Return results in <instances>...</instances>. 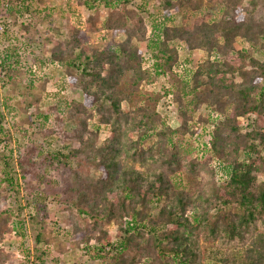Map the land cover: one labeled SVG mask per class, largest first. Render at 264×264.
I'll use <instances>...</instances> for the list:
<instances>
[{
    "label": "trees",
    "instance_id": "trees-1",
    "mask_svg": "<svg viewBox=\"0 0 264 264\" xmlns=\"http://www.w3.org/2000/svg\"><path fill=\"white\" fill-rule=\"evenodd\" d=\"M131 1L63 0L62 11L75 24L65 18L54 24L52 12L18 23L53 10L47 0H0L2 17L12 19L7 26L18 24L11 31L20 36L8 37L7 28L1 33V85L12 84L26 98L17 104L29 116L28 128L13 124L16 143L2 98L0 243L13 221L21 236L28 221L41 243L43 231L58 227L59 220H46L57 207L70 230L66 237L84 244L93 264H264V179L257 181L264 177V0H140L135 11L126 8ZM151 2L162 14L152 26L156 38L145 45L154 63L149 72L135 42H145L142 12L150 14ZM78 8L88 12L83 21ZM100 8L107 11L102 20L94 16ZM173 11L182 14L179 26ZM93 30L125 38L94 46L86 37ZM32 33L44 35L41 64L43 56L58 63L69 89L57 105L44 106L31 80L24 92L11 83L23 58L20 39L39 47ZM237 39L245 45L237 48ZM179 44L204 53L188 80L172 77L175 88L162 94L175 104L179 125L163 120L158 97L123 109L142 81L172 72ZM45 82L43 75L41 88ZM201 107L212 119L198 114ZM199 122L210 128V144L190 159L181 137L193 135ZM218 173L225 176L221 183ZM24 211L34 214L25 220ZM36 245L31 264H44L47 250ZM8 258L0 252V264Z\"/></svg>",
    "mask_w": 264,
    "mask_h": 264
},
{
    "label": "rangeland",
    "instance_id": "rangeland-1",
    "mask_svg": "<svg viewBox=\"0 0 264 264\" xmlns=\"http://www.w3.org/2000/svg\"><path fill=\"white\" fill-rule=\"evenodd\" d=\"M63 0H47V4L50 5V7L54 8L53 10L47 9V11H41L40 13L36 12L34 14V17L31 18L29 15H24L22 17H19V22H25V21H31L34 22L39 20L44 16L46 12L53 14V23L55 24L56 21L59 23L60 20H63L64 18L69 20L71 24H75V19L73 15L71 16L68 12H63L62 9H64V3ZM140 0H132L131 3L126 7L128 10H137L139 6ZM152 2L148 5V9L150 11V14L147 15L146 10L142 12L143 22L144 26L146 28L147 34L145 42H135V44L140 48L141 50V56L143 58V65L142 68L152 72L153 69V59H152V52L151 50L145 48L148 44L147 41H150L151 38H156V32L153 31L152 26L158 25L161 19L162 13H156V11L152 8ZM42 8L41 5H32V9L35 7ZM6 7V6H5ZM42 10V9H41ZM80 15L83 19H85L88 16V12L79 9ZM3 11V10H2ZM1 11V12H2ZM5 10L3 11V13ZM160 12V11H159ZM3 13H0V41H3V36H1V33L7 28L10 31L7 34L8 37L12 38H20L19 34L15 33L17 27H10L12 25V19L5 20L2 16ZM174 20V24L179 26L182 22V14L177 12H171ZM95 17H98L100 20L106 18L107 11L105 9L100 8L99 11H97L94 15ZM56 23V24H58ZM10 25V26H7ZM39 28V26H38ZM41 32L43 33L45 31L44 24L40 23ZM96 29V27H95ZM33 34L31 38H35L37 40V45L39 47L35 48L33 46H30L25 41L21 40L19 41L17 45V49L20 52L21 61L19 65L13 68L17 69V73L12 76L11 83L15 82L18 87V91L24 92L26 87L25 85L28 84L30 80L33 84V89L35 90L34 94L41 95L43 105H57L58 102H64V100L67 99L69 89L66 85L64 75L62 71L60 70L58 63H53L47 56H43L44 63L41 64L38 55L39 52H43L42 50L46 48L45 45H40L41 43L39 41H43L44 35L43 34ZM87 40L90 45L94 46H103L107 43H115V42H121L125 38V35L123 33H117L112 34L110 31H90L86 33ZM2 39V40H1ZM5 43V42H4ZM40 43V44H38ZM3 43L0 42V48ZM242 45H245L243 41L240 39H237L236 41V47L240 48ZM3 46V45H2ZM175 46V42H174ZM13 46L11 45L8 47L9 49H12ZM48 48L49 45H48ZM179 51L178 53V60L174 67L172 68L171 73H165L158 78H154L148 81H142L141 84L138 86L137 90H135L132 95H130L131 99L130 102L125 104L123 103L122 108H131L134 106L140 105L142 102H144L147 98H155L158 97L159 101L157 102V110L163 117V120L171 127L176 128L180 123V118L176 112L175 104L172 102L170 95L163 96L162 94L164 91H171L173 88H175V81H173L174 77L175 79H184L188 80L190 72H192L200 63V59L204 57V53L201 50H188L184 45H180L177 48ZM253 55V54H251ZM254 57L260 61H262V57L260 55H254ZM183 67L180 69V71L183 72V74L178 75V73H175V71L179 67ZM250 67H247V70H249ZM45 75L46 82L44 84V87L41 88V81L42 76ZM185 76V77H183ZM238 82V79L236 80ZM10 95V97L16 98V101L9 100L5 101V95ZM161 95V96H160ZM3 101L5 103V116L7 118V123L5 125L7 128L11 130V135L13 140H16V143L18 140H20V137H17L15 134V127L14 126H20L22 125L24 128H28V125H23V119H29V116L24 114L21 111V106L17 104V101L22 100L26 101L22 95L18 93L13 92V86L12 84L8 86H2L1 80H0V103ZM20 106V107H19ZM32 110V109H31ZM31 110L29 112H31ZM200 112L198 114H201L204 118H208L209 120L212 119L209 115V109H206V107H201L199 110ZM34 120V119H33ZM243 121V120H242ZM241 121V122H242ZM35 122V121H34ZM194 123L196 121V117L193 121ZM243 123V122H242ZM194 133L193 135L186 134L185 136L181 137V145L184 149H188V154L190 159L196 158L198 153L201 155L203 152L204 147L209 146L210 144V128L207 126L205 127V124L199 122L196 123L194 127ZM106 131L103 130L99 136V141L105 139ZM1 148V147H0ZM191 148V149H189ZM197 149V150H196ZM1 151V149H0ZM9 153V151H5V154ZM262 155H264V151L261 152ZM212 162L211 165L217 167L215 156L212 155ZM14 170V169H13ZM93 173V171H92ZM217 182L221 183L222 180L225 179V176L219 175L217 176ZM264 177L262 175L257 176V181L260 182L263 180ZM51 213L48 214L46 220H59L58 227L55 229H52V232L50 234L46 231H43L42 233V241L39 244H35V238L34 234L31 232V229L29 227L28 221H25V228L26 233H24L23 236L18 234V229L15 227L13 222L9 223L10 230L4 235L2 242L0 243V252L7 254L9 256L8 260L4 264H31L32 262V254L33 249L35 245L38 248H41V250H47V255L44 257V264H93L92 262H88V256L84 254V251H82V248L85 246L84 244L80 243L79 245H76L73 243L75 241V237H66L70 230L66 227L67 225L64 223L65 215L58 213L57 207L51 208ZM33 215V211H24L21 215V218H24L27 220L28 214ZM108 233L110 236L114 237L115 235V226L113 224L108 226ZM48 242H47V241ZM45 243H48L47 246ZM201 245L207 247L210 246V243H206L205 241L200 242ZM28 251L29 253H25V251ZM57 261V262H55Z\"/></svg>",
    "mask_w": 264,
    "mask_h": 264
},
{
    "label": "built area",
    "instance_id": "built-area-1",
    "mask_svg": "<svg viewBox=\"0 0 264 264\" xmlns=\"http://www.w3.org/2000/svg\"><path fill=\"white\" fill-rule=\"evenodd\" d=\"M180 69H182V71H183V67L181 66V67H179V70L177 69L176 71H175V73H178V75H182L183 74V72L182 71H180ZM183 77H185V76H183ZM219 175H220V173H219Z\"/></svg>",
    "mask_w": 264,
    "mask_h": 264
}]
</instances>
